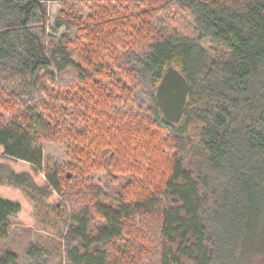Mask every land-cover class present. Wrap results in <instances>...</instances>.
Returning <instances> with one entry per match:
<instances>
[{
	"label": "trees",
	"instance_id": "trees-1",
	"mask_svg": "<svg viewBox=\"0 0 264 264\" xmlns=\"http://www.w3.org/2000/svg\"><path fill=\"white\" fill-rule=\"evenodd\" d=\"M50 1L0 0L1 157L45 177L0 164V186L52 216L64 264H264V0H59L65 43ZM82 4L100 5L90 25ZM169 69L188 86L177 124L156 98ZM45 142L74 163L45 168ZM20 213L0 197V264H19L3 247ZM26 258L52 264L42 245Z\"/></svg>",
	"mask_w": 264,
	"mask_h": 264
},
{
	"label": "rangeland",
	"instance_id": "rangeland-1",
	"mask_svg": "<svg viewBox=\"0 0 264 264\" xmlns=\"http://www.w3.org/2000/svg\"><path fill=\"white\" fill-rule=\"evenodd\" d=\"M99 6V4L78 5L75 8L76 19H82L83 24L90 25L88 18L94 15L96 8ZM47 13L49 24L46 30L54 43H65L66 41L78 39V29L70 16L67 17L63 15V7L59 0L47 2ZM205 46H207V43H205ZM42 150L45 168L56 166L58 169L62 170L65 166L74 163L65 146L45 142L42 144ZM1 153L2 148L0 147V164H7L16 172H28L32 175L34 182L38 186H44L45 177L43 173L33 175L27 164L7 161L1 157ZM113 178L112 174L98 169L92 172L86 179H89L94 185L100 188L104 194H111L113 196L121 186L120 183H114ZM0 197L12 202H17L21 205V213L13 222L9 238L3 248L14 251L18 256L19 264H28L26 258L27 248L32 245H42L50 250V261L52 264H64L59 258V249H55L57 234L46 229L44 224H41L43 220L51 221L52 216L48 215L46 212L45 215L38 216L35 205L28 199L25 193L19 189L0 186ZM59 201L60 200L53 195L48 202L50 204H59ZM0 250H2V248H0Z\"/></svg>",
	"mask_w": 264,
	"mask_h": 264
},
{
	"label": "water",
	"instance_id": "water-1",
	"mask_svg": "<svg viewBox=\"0 0 264 264\" xmlns=\"http://www.w3.org/2000/svg\"><path fill=\"white\" fill-rule=\"evenodd\" d=\"M187 95L186 81L175 70H167L156 93L158 106L166 123L177 124L181 120Z\"/></svg>",
	"mask_w": 264,
	"mask_h": 264
}]
</instances>
